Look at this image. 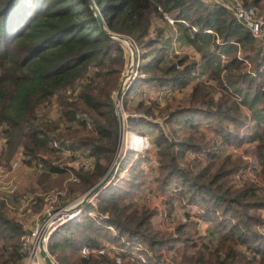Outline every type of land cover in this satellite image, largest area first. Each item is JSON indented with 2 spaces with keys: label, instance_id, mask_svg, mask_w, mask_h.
<instances>
[{
  "label": "trees",
  "instance_id": "1",
  "mask_svg": "<svg viewBox=\"0 0 264 264\" xmlns=\"http://www.w3.org/2000/svg\"><path fill=\"white\" fill-rule=\"evenodd\" d=\"M242 1L264 17V0ZM94 2L105 26L129 38L141 60L121 106L134 145L147 136L154 159L151 149L141 158L127 154L119 168L128 167L127 177L116 176L97 207H86L99 215L56 230L50 255L57 264H117L110 254L82 255L85 247L105 248L107 239L122 246L123 240L145 244L139 251L145 261L128 253L125 264H264L263 44L230 11L202 0ZM166 16L175 20L173 27ZM158 20L165 26H157ZM176 44L193 47L202 60L178 54ZM126 51L103 33L88 0H0V129L6 137L0 163H9L23 147V161L42 168L43 192L64 191L71 173L68 163H60L58 144L93 162L90 171L73 170L79 183L69 184L66 197L59 198L68 202L98 184L120 145L114 98L124 79ZM195 81L189 96L167 94ZM142 85L165 95L166 104L158 98L131 106L130 97ZM55 99L60 116L52 120L48 106ZM247 144L253 147L244 154L256 160L254 166L226 153ZM185 160L193 162L184 165ZM151 185L166 196L169 217L178 206L186 212L190 222L179 223L176 233L154 230L159 213L145 196ZM37 198L35 214L46 205L44 197ZM8 206V199L0 200V264H26L27 234ZM193 209L194 219L211 223L210 237L191 221Z\"/></svg>",
  "mask_w": 264,
  "mask_h": 264
},
{
  "label": "rangeland",
  "instance_id": "2",
  "mask_svg": "<svg viewBox=\"0 0 264 264\" xmlns=\"http://www.w3.org/2000/svg\"><path fill=\"white\" fill-rule=\"evenodd\" d=\"M202 1H204L207 5H210V6H221V5L217 4L215 1H206V0H202ZM165 19H167L169 21V23L172 27L174 26L173 24H174L175 20H173L172 18L167 17V16L165 17ZM156 25L161 26V27L165 26V24L159 20L156 22ZM122 43L127 48L126 56H128V63H127V66L125 68L124 77H126L128 75L131 66L134 67L133 72H132L133 76L131 77V79L128 82V85L130 87L138 75L137 69L139 68L141 60H139V55L137 54L138 59L135 63H133V56L130 53L131 52L130 48L128 47V45L126 43H124V42H122ZM175 49H176V52L178 54L186 53V54H189L190 57H193L196 61L202 60L201 54L197 53V51L193 47L192 48L191 47H180L179 44H176ZM263 50H264V47H263ZM241 52L239 51V56L242 55ZM247 52H249L250 54H255V53H253L252 50H248ZM203 80L207 81V77H204ZM196 83H197V81L193 82L192 85L185 88V90H183L182 92L176 91L174 95H172L171 93H167V94L171 97L176 95V96H178V98L182 99L183 97L189 96L192 93V90H193L192 88ZM141 88L142 89L139 91V93L133 94L130 97V105L131 106L135 105L137 102H139L140 100H143V99L147 103H149L150 100H152V99L157 100L158 98H159V102L161 103L162 106H164L166 104V101H165L166 97L162 93L161 94L157 93L155 90H153L152 87H148L147 85H142ZM116 94H115V98H116ZM67 95H70V92ZM115 98H114V100H115ZM122 100H121V103H122ZM48 110H50V116H51L52 120L59 118L60 114H59V111L57 110L56 99L48 106ZM123 113H124V117H125V126H126V119L128 118L129 115L126 114L124 109H123ZM137 117H139V116H137ZM205 124H206V122H205ZM203 129H205V128H203ZM2 131L3 130L0 129V147H1V150L3 149V151L5 152L4 149H6V146H5L6 145V137H4V134ZM204 132L207 133L208 138H211L212 134L209 132V130L206 129V131H204ZM134 136L135 135L132 132L128 131V126H127L126 131H125V135H124V139H123L124 144L122 147V151L124 153H123V156L120 157L121 159H119V163H118L119 165L117 168V173L115 174L114 181L112 183L115 182L116 176L120 175V179L127 177L128 167H126L125 171H123V172H122V169L119 170L120 165L123 162L124 157L127 156V154L134 152V153H137V155H139L137 158H141L143 156L142 155L143 153H145L148 149H151L153 152L150 154V156H153V159H154L155 149H154L151 141L149 140V138L147 136L141 137L139 139L140 143L134 145L133 142H134V139L136 138ZM252 147L253 146L250 144L245 145L243 148H238V147L232 146L228 150H226V153H227V155H232L233 158L241 157L242 160H244L246 162L248 161V162H250V164H252L254 166L256 164V160L251 155L246 156L244 154L245 151L250 150ZM82 156H84V155L82 154ZM196 156L199 159H202L201 154H196ZM24 159H25V157H24L23 147H19V150L17 151L15 156L10 160L9 163H6V162L0 163V200L8 199V203H10V206H8V208L10 210L9 215L12 216L13 218H15L20 224H22L24 226V229H25L27 235L24 236L23 241H24L25 248L28 249V251H29L28 239L33 235L32 232L34 231V229L38 225V223L42 221L43 215L50 213L51 217H53L55 215H58V213L60 212L59 215H61V217L63 215L66 216L67 213H65L64 211L69 210V208H72L74 205L80 203L82 198H83L82 196H84V194H78L76 196L77 197L76 199L69 200L68 202H65V203H64V201L66 198H59V197H66L69 184H72V182L79 183V181L75 179L76 177H75V174L73 172V170L79 171V168L75 165V162L72 161V159L63 157L60 160L61 164L68 163V167H69L68 171L71 173V177L66 179L65 184H64L66 190L57 191V192L51 193V194H45L43 192V184L40 183L41 181L39 179L40 174L43 172L42 168L39 165H37L36 163H34L33 166H29L28 163H25L23 161ZM132 160H129V162L131 161V164L134 163V161H132ZM87 161L92 162V160H87ZM192 162L193 161H191V160H185V161H183V164L184 165H190ZM151 164H152V162L147 163L145 165L146 171L149 170V167L151 166ZM127 166H129V164H127ZM121 172H122V174H120ZM248 172L250 175L253 176L252 171H248ZM148 176H149L150 180L153 179L152 174L148 175ZM238 178H240V176ZM237 182L238 181H236V183ZM238 184H239V182H238ZM14 196H19L17 198L18 201L15 204L11 203L13 200L12 197H14ZM38 196L45 198L46 205L40 213L35 214L33 211V207L38 203V198H37ZM145 196L148 198V199L146 198V202H148L147 204L150 205V208L154 211H157V213H159L153 219L154 230H157L160 232L162 231L165 234L176 233L175 229L179 225V223L190 222V221H188V218L186 217V212L180 206H178L176 209H173V211H172L173 214L171 217H169L168 214L164 212V209H166L165 208L166 207V205H165L166 196L163 195L161 192L159 193L157 191V188L155 185H153V186L151 185V188H149V190ZM98 202H99V197H96L95 200L90 202V203L92 205L96 204V207H97ZM86 207L79 209V210H82L81 211L82 215H83L82 218H78L77 220H70L68 222H65L61 226H59L58 228H56V226H57V224H56L51 229H49V230L46 229V231H47L46 233L49 234L50 231L52 233L50 235L48 243L45 244V242H44L47 251H48V244L50 242V239H51L52 235L55 234L56 230H58L61 227L66 226L69 223L80 222V221L84 220V218L87 215H89L90 217L91 216L97 217L99 215L98 213L97 214L94 213L96 211L92 212V209H91V211L86 212ZM55 209H60V211L58 213L51 214V212L55 211ZM192 212H193L192 213L193 219H191V221L195 222L196 228L199 229L201 234H204L206 236V234L208 233L207 236L210 237L211 235H209L210 234L209 228H211V226H212L211 223H205V222L201 221L199 218L194 219L196 212L194 209L192 210ZM51 217H49V218H51ZM68 217L70 218V216H68ZM53 218H55V217H53ZM105 219H107V217ZM111 232L116 234V231H114L112 228H111ZM48 234H47V236H48ZM44 235L46 236V234H44ZM214 236H215V238H217L219 236V233L215 234ZM25 241H26L27 246L25 245ZM37 243H39V241ZM102 243H103V247H105V248L99 249V251L103 250L104 254H101L99 252H94V253L98 254V255H107V254L109 255L110 254V256L115 260V262L117 264H125L127 261V260H125L127 257L126 255L128 253L129 254L132 253V255L136 256V257L142 256L139 253V251L145 247V244L143 245V244L138 243V245H136V243H134V242L131 243V241H129V240H123V246L124 247L122 245H120L121 242L120 243H114V242H110V241L108 242L107 239H103ZM93 250H95V249H93ZM29 253H30V251H29ZM82 255H83V253H82ZM30 256L31 255H28L27 259L25 260V263H27V261L30 259ZM83 257H87V256L83 255ZM52 259L55 262V264H57L53 257H52ZM118 259H120V261H118ZM31 261H34L35 263H38V264H45L44 259L41 256V253L39 254V258L33 256L31 258Z\"/></svg>",
  "mask_w": 264,
  "mask_h": 264
},
{
  "label": "built area",
  "instance_id": "3",
  "mask_svg": "<svg viewBox=\"0 0 264 264\" xmlns=\"http://www.w3.org/2000/svg\"><path fill=\"white\" fill-rule=\"evenodd\" d=\"M206 1H215L217 4L221 5L222 7L230 11L231 14L234 16V18H236L242 25L247 26L251 34L254 36V38L257 39L259 42H261L264 46V17H260L257 10L254 7L246 5L245 2L242 0H206ZM223 59H225V57H223ZM55 147L58 149V151L62 154L63 157L73 159L72 161L75 162V165L79 169L90 171V169L93 168V163L91 161H87L82 156L81 151H78L75 149H66V148L64 149L58 144H55ZM75 179L78 180L77 178ZM94 200L95 199H93L92 201ZM94 206H96V204H94ZM81 211L82 210H74L73 213H70V214L67 213L66 216L63 215L62 217L61 215H59L60 213L59 212L58 215L53 216L55 218L51 217L50 213H48V215H50L51 218H49L48 221L44 224L42 223V221L39 222L38 225L35 227L34 231L32 232L33 235L28 239V242H29L28 247L30 251L29 255L31 256L26 264H38V263H35L34 261H31V258L33 256L39 258L40 251H39V246L37 242L39 241V238L42 233L46 234V236L44 235L45 244L48 243L50 235L52 233L51 231L49 232V234L46 233L47 232L46 229L49 230L56 224H57L56 228H58L65 222H68L70 220H77L78 218H82L83 215ZM94 213L97 214V212H94ZM68 216H70V218ZM25 245H26V241H25ZM82 250H83L82 252L83 255L87 257L91 256L92 253L94 252H99L101 254H104L103 250L99 251V250H93L89 248H83ZM139 259L142 262L145 261V258L143 256H140ZM118 261H120V259H118Z\"/></svg>",
  "mask_w": 264,
  "mask_h": 264
},
{
  "label": "water",
  "instance_id": "4",
  "mask_svg": "<svg viewBox=\"0 0 264 264\" xmlns=\"http://www.w3.org/2000/svg\"><path fill=\"white\" fill-rule=\"evenodd\" d=\"M89 4L91 5L95 16L97 18V21H99L101 29L103 31V33H106L108 36H110L111 38H114L117 41H122L124 43H126L128 45V47L130 48V53L133 56V63H135L138 59V55H137V50L135 48V46L133 45V43L131 42V40L129 38H126L123 35H117L115 33H112L106 26L104 21H102V17H101V13L99 11V8L97 7V4H95L94 0H88ZM133 68L131 66L130 71L128 73V75L126 77H124V79L122 80V84L118 90V93L116 94V98L114 100V109H116L117 112V116H118V120H119V126H120V139H119V148H118V152L117 155L114 158V162L112 163V165L110 166V168L108 169L106 175L102 178V180L96 184L94 187H92L90 189V191H88L86 194H84V196H82V200L80 203L76 204L73 208L69 209V210H65V213H73L74 210H79L82 209L84 207H86L87 205L90 204V202L92 201V199H95L96 197H98L100 195V193L102 191H104L105 189H107V187L114 181V177L115 174L117 173V168H118V163H119V159L121 156H123V151H122V145H123V139H124V135H125V131L127 126H125V117H124V113H123V108L121 107V100L123 99V97L126 95L127 90L130 88L128 85L129 80L131 79V77L133 76ZM60 211V209H55V211L51 212V214H55L58 213ZM50 215L45 214L43 215L42 218V223H46L49 219ZM44 234L42 233L40 238H39V251L41 253L42 258L44 259L45 264H55V262L53 261L51 255L49 254V251H47L46 246L44 244Z\"/></svg>",
  "mask_w": 264,
  "mask_h": 264
},
{
  "label": "bare ground",
  "instance_id": "5",
  "mask_svg": "<svg viewBox=\"0 0 264 264\" xmlns=\"http://www.w3.org/2000/svg\"><path fill=\"white\" fill-rule=\"evenodd\" d=\"M123 143V142H122ZM124 144V143H123ZM122 147H123V145H122Z\"/></svg>",
  "mask_w": 264,
  "mask_h": 264
}]
</instances>
